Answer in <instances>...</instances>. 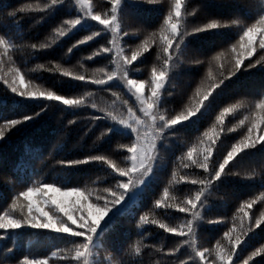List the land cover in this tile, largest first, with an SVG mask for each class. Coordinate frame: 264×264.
Masks as SVG:
<instances>
[{
	"label": "trees",
	"instance_id": "trees-1",
	"mask_svg": "<svg viewBox=\"0 0 264 264\" xmlns=\"http://www.w3.org/2000/svg\"><path fill=\"white\" fill-rule=\"evenodd\" d=\"M94 14L108 18L110 0H89ZM49 0H0V35L8 40H15L16 47L3 55L0 66V125L10 119H20L24 115L40 112L44 102L26 101L15 97L8 89L12 82V69L19 67L25 74L26 81L45 89L53 90L68 98H85L86 104L75 110L49 102L46 111L26 126L17 129H5V138L0 140V213L12 212L11 204L15 195L28 186L41 182L64 183L69 187H79L90 193L89 200L101 197L103 205L111 194L105 189L115 190L119 178L107 164L89 162L65 168L60 161L85 160L91 156L103 155L120 167L130 166L127 148L135 141L134 135L119 132L107 133L110 127H118L106 114L111 112L118 119L127 116L128 106H132L137 115L139 105L134 96L120 83L95 85L63 77L59 72L50 70L56 64L76 74L85 75L88 81L105 78V73L116 70L115 54L102 52L103 47H112L111 35L94 36L91 41L68 49L77 41L100 31L102 26L92 23L71 31L51 48L33 51L32 44L47 42L54 29L64 25L66 20L82 16L75 0H64L62 5L47 12L40 11ZM32 5L34 10L19 12L25 5ZM174 0H154L153 3L138 4L135 7L124 5L119 13L123 31L134 34L120 40L123 54L131 56L144 39L155 33V43L150 44V51L129 66V76L146 81L145 92L148 94L153 67L157 72L164 67V53L160 35L165 27L164 20L172 10ZM9 12H16L10 17ZM184 17L183 27L191 30L210 19L230 23L239 20L242 26L255 23L264 15V0H184L181 9ZM19 22V32L13 27ZM242 28L232 26L220 31V34L201 33L187 36L182 51L172 66L171 79L166 84L160 112L168 116L177 115L194 107L199 96L209 87L208 76L212 68L213 78L218 74L216 66L223 63L229 68L235 58L232 45L239 47V35ZM259 35L256 37L257 53L251 60L255 62L264 50L259 49ZM224 51L225 56L219 61L213 59ZM100 54H96V53ZM3 49H0V54ZM92 59H88V57ZM202 63L197 64L195 61ZM249 61L245 60V64ZM38 65H43L39 68ZM227 87L210 105L195 126L182 128L176 132L164 147L160 148L159 160L150 183L127 214L120 218L114 228L107 229L98 239V247L90 258L93 264H222L217 259V251L231 252V240L238 236L244 241L233 255L231 264H264V144L236 156L225 168L226 175L221 181L214 182L205 189L204 201L195 211L201 219L193 221L196 226V246L209 249L206 259L201 262L188 245L183 244L187 237L177 236L159 228V223L170 227L186 225L192 220L191 213L177 210L184 201L194 198L200 190V181L207 180V172L187 159L189 148H195L193 159H203L202 152L210 146L209 132L215 140L212 148V166L218 167L231 146L247 135V129L264 110L255 105L264 100V68L260 65L248 71H241L227 81ZM128 103L125 104L124 102ZM242 103L243 107L234 113L226 114L221 124L216 118L226 107ZM95 105V107H93ZM245 120L243 125L241 120ZM100 117V119H93ZM70 121H74L70 123ZM264 129V123L260 124ZM103 134V135H102ZM259 130L253 135H259ZM187 165V167H185ZM196 183L193 184L192 181ZM165 189L168 195L165 196ZM160 201V207L156 202ZM255 201L253 206L242 207ZM24 203L22 200L18 204ZM26 211V209H25ZM20 208L15 210L19 215ZM247 213V216L245 215ZM147 216L148 223L137 227L140 217ZM261 219L259 227L255 221ZM157 221L156 224L151 221ZM209 221H216L209 223ZM251 225V231H249ZM225 232L229 237H225ZM247 233V235H245ZM0 240V264H20L24 256L30 259H46L48 264H77L71 257L74 245L82 238L58 235L50 230L23 229L4 234ZM219 245V248H217ZM140 249L139 254L135 251ZM11 250V251H10ZM57 255L53 256L52 253ZM255 253V255H253ZM82 264V261L80 262Z\"/></svg>",
	"mask_w": 264,
	"mask_h": 264
},
{
	"label": "snow or ice",
	"instance_id": "snow-or-ice-1",
	"mask_svg": "<svg viewBox=\"0 0 264 264\" xmlns=\"http://www.w3.org/2000/svg\"><path fill=\"white\" fill-rule=\"evenodd\" d=\"M144 0H110L111 8L108 18H101V15L94 14L89 0H75L77 5L82 8L87 6V10L84 11L82 16H77L75 19L66 20L64 24L68 25L67 28L64 25L54 29L52 36L45 43L39 45L32 44L31 49L33 51H40L51 48L59 40L67 37L72 30L82 25L86 20L98 22L102 26L100 31L89 35L85 39L77 41L68 49L71 53L73 48L79 47L81 44H85L91 41L94 36H101L102 34L111 35L112 47H103L102 52L112 53L117 40H123L124 37H130L134 34L123 31L119 13L124 5L129 7H135ZM154 0H147V3L151 4ZM64 0H49V3L45 4L40 11L47 12L49 9H54L58 5H62ZM184 4V0H174L172 10L167 14L164 20L165 27L162 29L160 35L161 47L163 49L164 67L161 71L157 72L153 67L151 71V82L148 94H145L146 81L137 80L129 77V66L133 62L137 61L144 56L145 53L150 51V44L155 43V33L151 37H148L142 41V43L131 52V56L123 54V48H115L116 55L120 58L117 63V69L112 72L105 73L106 79H92L88 81L83 74H76L67 68H62L61 65L56 64L53 66L54 70L59 72L63 77L70 79L90 82L95 85H107L115 80L124 81V86L128 92L134 96L136 102L139 104V112L142 115H137L132 106L127 108V116H121L119 119L111 112L106 115L119 127H110L107 133L119 132L124 135H134L135 141L127 148L130 154L128 160L130 166L120 167L112 160L103 155L91 156L85 160L75 161H60V165L65 168H71L76 165L86 164L89 162H101L107 164V166L115 173L119 178L115 190L105 189L106 192L111 194V198L106 199L103 205H101V197L97 196L95 201H90V193H86L79 187H69L64 183H47L41 182L38 185L28 186L25 190L20 191L14 196L11 209L12 212L7 210L0 213V230L6 235L9 232H16L17 230L32 229V230H50L58 235H66L72 238H82L79 243H76L72 249L74 255L71 259L77 264H93L91 257L93 256V250L98 247V239L107 229L114 228L119 219L124 217L129 208L132 207L139 196L144 191V186L150 183L153 173L156 169L159 160V151L161 147L166 145L176 132L182 128L195 126L200 119L206 115L210 105L220 94L217 90H223L227 87V81H230L232 77L237 76L241 71H248L257 65L264 68V55H260L255 62H252L251 58L257 53L256 37L259 35V49L264 50V15H262L255 23L247 26H242L239 20H232L230 23L222 22L218 19H210L202 25H197L189 30L184 25V17L181 15V9ZM34 10L32 5H25L18 9L19 12H27ZM10 17L16 16V12H9ZM232 26L241 27L242 34L239 35V47L242 50L237 53V47L232 45L231 52L235 53V58L230 62V67L226 68L223 63H219L217 68V75L213 78L212 68H209L208 76L211 79L208 89L201 94L197 89V100L194 107H190L186 111H182L177 115L168 116L166 113L159 111L162 101L163 93L167 90L166 84L171 79L172 66L176 62L178 54L182 51V46L186 43L187 36H197L201 33L220 34V31ZM13 27L19 32V22ZM16 47L15 40H8L4 35H0V49H3V53L0 54V66L3 64V55L7 54L10 50H14ZM96 54H100L99 52ZM225 56V52H218L213 59L219 61ZM92 59V57H88ZM245 60L249 63L245 64ZM197 64L202 61H195ZM39 68H43V65H38ZM13 79L10 84L5 81L10 92L15 96L26 101L44 102L40 112H36L32 115H24L20 119H10L4 124L0 125V140L5 138V129H17L26 126L29 122L38 118L44 111H46L49 102H56L59 105L75 110L86 104V99L81 98H68L63 95L57 94L53 90L45 89L40 84H35L33 80L28 79L26 81L25 74L21 72L19 67L12 69ZM125 104L128 102L125 101ZM95 107V105H93ZM242 103L233 104L231 107H226L217 116V120L222 124L223 118L226 114L234 113L238 109L242 108ZM256 109L264 110V100L255 105ZM93 119H100V117H94ZM244 120L240 121L243 125ZM260 123L253 122L247 129V135L239 142L231 146V150L224 156L222 162L218 164V167L213 165L212 171H209V166L212 165V148L215 147V140L212 138L209 132H205L204 135L209 137L210 146L205 148L202 152L203 159H199L200 153L197 154V159H193L195 148H189L187 151V159L193 164L199 165L207 172V180L200 181L201 188L196 192L194 198H189L184 201L183 206L177 208L181 213H191L192 220L187 221L186 225H182L178 228L170 227L165 223H159L158 226L164 229L166 232L173 233L177 236L187 237L183 241V244L192 248L195 253V258H198L201 262L206 259L205 254L209 253V249H199L196 246V226L193 221L201 219L200 213L195 211L198 204L203 205L204 201L201 197L205 196V189L210 188L216 181H221L226 175L225 168L229 165L236 156L241 153H245L248 150L256 149L258 145L264 144V129L260 127L261 123H264V115L258 117ZM74 121H70L73 123ZM259 130L260 134L254 136V131ZM103 135V134H102ZM187 167V165H185ZM196 183L195 180L192 181ZM165 196L168 195L167 189H165ZM24 203L18 204L19 201ZM255 201L249 202L242 207L253 206ZM156 206L160 207V201L156 202ZM17 207L20 208L19 215L14 214ZM26 209V211H25ZM247 216V213H245ZM264 215V214H262ZM216 221H209V223H215ZM148 223L147 216L142 215L140 217L137 227ZM151 223L156 224L157 221L153 220ZM262 223L261 219L255 221V226L259 227ZM249 231H251V225H249ZM225 237H229V233L225 232ZM247 235V233H245ZM4 239V235H0V240ZM229 243L231 244V252H225L223 250L217 251L216 256L222 264H231L233 255L236 254V249L244 243L238 236L234 241L229 237ZM219 248V245H217ZM11 251V250H10ZM139 254L140 249L135 250ZM56 256L57 253H52ZM255 255V253H253ZM20 264H48L46 259H30L28 256H24L20 261ZM187 264V262H183ZM244 264H248L245 260Z\"/></svg>",
	"mask_w": 264,
	"mask_h": 264
},
{
	"label": "rangeland",
	"instance_id": "rangeland-1",
	"mask_svg": "<svg viewBox=\"0 0 264 264\" xmlns=\"http://www.w3.org/2000/svg\"><path fill=\"white\" fill-rule=\"evenodd\" d=\"M78 6V10L81 12V14L83 15L84 11L87 10V6H84L83 8L80 6V5H77ZM91 6V5H90ZM92 23H98V22H95V21H91V20H86L82 25L78 26L77 28L79 27H82V26H89L91 25ZM115 48H121V44H120V40L118 39L117 42H116V46ZM115 48L113 50L114 54H115V61L116 62H119L120 58L116 55V51H115ZM115 67L117 69V63H115ZM130 77V76H129ZM132 78V77H130ZM135 79V78H133ZM112 82H116V83H120V84H123L124 85V81L122 80H115V81H112ZM146 94V92H145ZM138 103V102H137ZM139 105V104H138ZM140 107V106H139ZM119 127V125H118Z\"/></svg>",
	"mask_w": 264,
	"mask_h": 264
}]
</instances>
